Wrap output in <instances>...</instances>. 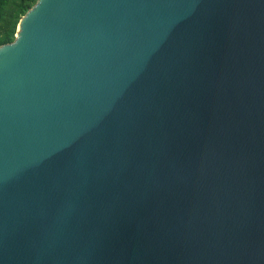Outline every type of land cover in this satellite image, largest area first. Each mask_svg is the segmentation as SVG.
<instances>
[{
    "label": "water",
    "instance_id": "water-1",
    "mask_svg": "<svg viewBox=\"0 0 264 264\" xmlns=\"http://www.w3.org/2000/svg\"><path fill=\"white\" fill-rule=\"evenodd\" d=\"M0 264H264V0H36L0 46Z\"/></svg>",
    "mask_w": 264,
    "mask_h": 264
},
{
    "label": "trees",
    "instance_id": "trees-1",
    "mask_svg": "<svg viewBox=\"0 0 264 264\" xmlns=\"http://www.w3.org/2000/svg\"><path fill=\"white\" fill-rule=\"evenodd\" d=\"M36 0H0V46L13 41L19 19Z\"/></svg>",
    "mask_w": 264,
    "mask_h": 264
}]
</instances>
